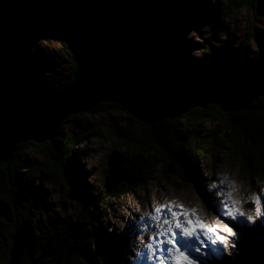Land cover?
<instances>
[{
    "label": "rangeland",
    "instance_id": "1",
    "mask_svg": "<svg viewBox=\"0 0 264 264\" xmlns=\"http://www.w3.org/2000/svg\"><path fill=\"white\" fill-rule=\"evenodd\" d=\"M132 1L135 0H130L128 5L134 4ZM63 2L66 8L70 7V0H63ZM86 2L88 3H83L81 0L74 1L71 12L75 13L77 10L82 13H104L100 19L103 22H110V9H106L105 6L103 11L96 10L94 9L96 0ZM160 2L169 3L168 7L163 4L164 8L160 10L167 18L164 21L160 19L162 22L158 27L148 26L145 36L155 41L156 47L164 48V45H167L170 59L166 71L171 83L176 84L179 81L182 83L184 79L187 81L190 73L194 71L195 60L202 56V49L207 45L224 46L226 51L242 46V64L249 66L248 68H253L264 60V48H259L257 44L264 46V16L254 13L253 9L246 6L229 7L227 0H161ZM86 4H90L92 8L86 9ZM180 5L182 12H180ZM255 10L257 11V7ZM24 23L22 21L23 25ZM30 30L37 29L30 26ZM216 31H218L217 34H215ZM159 43L164 45L160 46ZM29 45L33 55V68L36 67L45 74H42L41 78L47 77L48 80L58 82L67 80L72 71L73 65L70 59L73 61V57L70 56L71 52L63 45L61 39L48 32L45 33V37L40 35L31 37ZM44 55L52 65V70L48 69L45 63L42 64L44 61L41 58H44ZM224 64L226 63L222 62V65ZM203 66L205 68L207 64L204 63ZM99 109L100 111L97 112L85 111L69 116L66 125H62L58 133L56 132V138L68 139V133L71 132L79 136L71 154L73 159L70 161L68 174L74 182H77L79 187L77 191L83 195L87 194L86 210L90 211L94 217L96 216L98 229L101 230L98 231L101 234V240L109 248L113 247L112 253L119 258L120 264H130L129 260L133 258L136 261L143 254L146 255L144 258L146 260L152 254L145 248L147 243L153 245L151 239H135L133 245L132 242L129 243L126 235L132 221L142 223L145 220L146 228L153 226L154 221L144 214L148 212L156 215L151 212V209L158 208L161 204L183 205L185 209H195L196 215L205 224L215 228L218 218L212 210L214 207L212 208L209 198L212 202L215 201L214 204L218 207L219 201L225 199L224 193L230 192L231 199L239 201L237 205L239 211L244 213L247 210L250 214L252 213L250 209L242 206L248 202V207L254 195L262 196L264 177L245 176L238 153L225 143L222 133L213 134L214 131L220 130L217 122L215 124L198 122L197 131L205 139L210 141L209 136L212 135L219 137L218 141L213 142L216 143L215 148L211 147L213 143H209L208 147L212 148V151H209L203 161L199 162L203 178L201 177L202 185H197L195 181L189 182L182 179L177 168L171 165L164 155L154 151L152 152L154 157H151L149 161L152 167L146 170L143 164L147 156L143 155L141 158L132 145L115 139V133L112 131L114 125L120 132L138 134L144 130V126L136 122L137 118L134 114L123 108H117L114 104H102ZM183 117L184 115L182 122L185 123ZM191 141L186 139L183 144L189 147ZM114 152L122 156L121 160L125 159L124 156L128 157L126 158L128 166L138 162L137 164L143 167L141 180L131 184L127 192L119 196L109 195L111 193L106 191L107 177L110 174L108 162ZM55 156L54 152L50 154L45 143L28 141L17 146L9 162L1 164L2 166L12 165L11 161H14L18 175L14 182L16 184L14 188L17 191L15 193L18 201L17 209H14L12 205L8 206L7 210L12 217L11 220L14 222L16 218L19 222L23 220L28 222L34 235L40 233L49 224H59L65 220L74 221L83 210L82 204L76 199L78 196L76 191L69 185L71 183L63 181L59 173L53 170ZM162 158L164 162L156 160ZM225 176L227 180L222 185L221 180ZM92 198H105L109 203L108 205L99 203L89 207L91 203L89 201ZM3 201L5 205L8 204L7 200L3 199ZM5 205H1L2 208L6 207ZM229 211L232 209L229 208L227 212ZM4 218L5 216L2 217L0 214V264H10L13 223ZM138 218H142L143 221H137ZM239 220L243 222V219ZM132 226L138 230L134 224ZM242 230L234 229L233 231L234 239L238 243H240ZM149 237L153 239L154 235ZM127 243L129 244L126 247ZM86 247L95 257L92 261H99L98 264H101L99 255H94L97 254L95 243L87 240ZM136 250L139 255L134 252ZM31 251L36 260L35 263L27 264H50V259L48 255L42 253L43 250L35 248Z\"/></svg>",
    "mask_w": 264,
    "mask_h": 264
},
{
    "label": "water",
    "instance_id": "2",
    "mask_svg": "<svg viewBox=\"0 0 264 264\" xmlns=\"http://www.w3.org/2000/svg\"><path fill=\"white\" fill-rule=\"evenodd\" d=\"M9 1L27 29L52 31L67 43L76 69L69 86L53 90L32 69L27 29L19 27L15 17H0V163L12 159L17 143L52 142L69 116L102 104L120 105L137 120L153 125L211 103L224 111L249 109L259 96L264 97V60L250 69L217 61L202 68L192 81L177 85L163 75L169 52L145 36V22L125 11L115 16L109 2L111 20L103 22L104 13H72L74 2L66 8L63 0ZM256 7L257 14L264 16V0H258ZM121 157L114 152L109 158L107 192L124 179L126 161ZM25 239L22 227L13 239L10 264H19Z\"/></svg>",
    "mask_w": 264,
    "mask_h": 264
},
{
    "label": "trees",
    "instance_id": "3",
    "mask_svg": "<svg viewBox=\"0 0 264 264\" xmlns=\"http://www.w3.org/2000/svg\"><path fill=\"white\" fill-rule=\"evenodd\" d=\"M74 1L76 0H70V2ZM82 1L86 2L87 0ZM160 1L161 0H135L132 1L134 4L128 5L130 0H96L94 9L103 11L105 10L106 2H109L113 8L112 14H115V16L118 17L123 15L121 11H125L126 13L124 14L127 16L136 17L144 21L148 28V26H157L161 24V22L167 18V16L163 15L160 11L164 8V3H161ZM227 2L229 7L238 8L239 6H246L253 9L254 13H256L255 7L257 0H227ZM164 6L168 7L169 3L164 4ZM85 7L86 9H90L91 5L86 4ZM114 11L119 12L114 13ZM182 11L180 5V12ZM75 13L77 15L85 14L77 10ZM14 16L15 10L10 3L6 0H0V17L12 18ZM156 16L159 18L157 19ZM160 19H162V21H160ZM92 20H95V17L92 18ZM155 21H157L158 24H156ZM111 27H116H114V22L111 24ZM30 31L31 32H28L30 36H28L29 41L33 36L40 35L45 37V33H48L40 30ZM217 33L218 31H216L215 34ZM159 44L164 45L163 43ZM257 44L259 48H264L260 43ZM164 46L168 48L167 45ZM241 48L242 46H239L231 49V51H226L224 46H205L202 49V56L195 60L194 71L190 73L187 81L190 80L192 76L204 71L202 69L204 68V63L207 64V67L211 66V61L213 63H217V61L219 63L224 62L236 68H248L249 66H244L242 64ZM70 56L72 57V55ZM44 58L46 61L45 66L52 70V65H50L48 58L46 56H44ZM70 61L73 65L72 71L65 82L51 81L48 80L47 77L41 78L42 74L45 75L44 72L36 67L35 69L39 74L40 80L48 82L53 89H63L71 83L72 75L76 69L75 62L71 59ZM165 67H168V62L165 63ZM165 74H167L166 69ZM184 81H186V79H184ZM114 106L122 108L117 104H114ZM99 108L93 110V112L100 111ZM183 118L186 121L185 123L182 122V117H177L164 119L153 125H147L135 119L136 122L144 126V130L138 134L120 132V130L114 125L112 126V131L115 133V139L132 145L135 148L134 150L138 152L137 155H140L141 158L143 155L147 156L143 164L146 170H150L152 167V164H150L149 161L151 157H154L152 153L154 151L155 153L164 155L165 159L177 168L182 179L189 182L195 181L197 185L202 183L203 178L200 173L199 162L203 161L208 152L212 151V148H215L216 143L213 142L215 140L218 141L217 139L219 137H216L215 135L222 133L225 143L230 148H233L241 158V168L243 169L245 176H249L248 178H255L257 175L264 177V97H258L248 110L224 112L218 105L210 104L206 108L193 109L184 115ZM198 122H213L214 124L217 122L220 130H218V132L214 131L213 134L215 135L209 136L210 141H208L197 131ZM66 123L67 121L65 120L60 128L62 125H66ZM186 139L192 140L190 142L191 146L187 147L183 144V141ZM78 140L79 136L71 132L68 133V139H57L55 136L54 141H47L45 144L47 145L50 154H53V152L56 154L54 165L52 166L53 170H56V172L59 173V176L63 181L68 184L70 182L71 184L69 185L72 186L74 191H76L75 193L78 195L76 199L82 204L83 208L81 215H77L74 221L65 220L59 224H49L44 230L35 235L33 234V231H31L32 227L28 225V222L26 223L24 220L19 222L16 218L14 222L11 220L12 217L7 210L9 209L8 206L11 207L12 205L14 206V209H17L18 201L15 197L17 191L14 188L16 187L14 182L15 177H18V175L16 173L14 161H11L12 165H0V214H2V217L5 216L4 220L9 219L11 220L10 222L13 223V231L11 235L12 241L17 230L23 225L25 227L26 245L19 264H27L30 262L35 263L36 259L31 253V250H34L35 248L43 250L42 253L48 255L50 264H98L99 261H92L95 257L92 256L89 252L90 250L86 247L87 240L95 243L97 254L94 255H99L101 258V264H120V262H118L119 258H116L112 253L113 247L109 248L101 240L102 237L98 232L100 230L96 223L98 222L96 216L94 217L90 211L86 210L88 207L85 205V201H88L87 194L83 195L77 191L79 188L76 184L77 182H74L68 174V167L71 164L70 161L73 159L71 154L73 153ZM206 143L208 144L205 145ZM209 143H213V146H211L212 148L208 147ZM123 158L128 157L124 156ZM156 160L163 161V158ZM137 163L138 162H135L131 166H128V164L126 165L127 170L124 180L118 184L116 189H113L109 195L119 196L124 194L130 188L131 184L141 180L143 167H140ZM6 182L8 183L7 187ZM1 198L7 200L8 204L5 205V202ZM89 202H91L89 207L92 205L96 206L99 203L104 205H108L109 203L105 198H92ZM1 205H5V209L2 208ZM254 207L253 203H250L248 206L252 211H254ZM240 232V241H244L239 243L240 247H242V251L237 254V257L232 256L234 259L229 260L224 264H264V231H262L259 226H254L244 228Z\"/></svg>",
    "mask_w": 264,
    "mask_h": 264
},
{
    "label": "snow or ice",
    "instance_id": "4",
    "mask_svg": "<svg viewBox=\"0 0 264 264\" xmlns=\"http://www.w3.org/2000/svg\"><path fill=\"white\" fill-rule=\"evenodd\" d=\"M226 180V176L222 178V185ZM224 196L225 199L221 203L224 205L225 210L232 209V211L228 212V215L233 219L237 215L244 216V213L239 211L237 207L239 201L232 200L230 192H225ZM262 200H264V197L254 195L252 200L255 206L254 213L244 216L249 224H252L255 220L264 218V204H262ZM165 211L168 212L169 218L163 217ZM151 212L156 215H151L148 212L144 215L156 222V250L160 251L163 244L169 246L164 249L167 253L166 258H157L159 264H168V262L170 264H197V261L189 256V251L201 254V248L205 247L204 241L207 240L213 244L226 245L228 243L227 238L234 235L232 228L227 225H220V227L214 228L205 224L196 215L195 209H185L183 205L161 204L158 208L151 209ZM219 223V220H217V224ZM212 237H215V239ZM148 239H152V237ZM180 245H184V247L182 248ZM145 248L151 253L153 245L147 243L145 244ZM148 259H152V256L149 255Z\"/></svg>",
    "mask_w": 264,
    "mask_h": 264
},
{
    "label": "bare ground",
    "instance_id": "5",
    "mask_svg": "<svg viewBox=\"0 0 264 264\" xmlns=\"http://www.w3.org/2000/svg\"><path fill=\"white\" fill-rule=\"evenodd\" d=\"M6 1H7V0H6ZM76 1H77V0H76ZM81 1H82V0H81ZM97 1H98V0H97ZM7 2L10 3V4H12V2L9 1V0H8ZM90 2H91V1H90ZM69 3H70V2H69ZM83 3H84V1H83ZM85 3H88V2H85ZM174 3H175V2H174ZM130 4H131V3H130ZM103 6H104V5H103ZM97 7H98V6H97ZM131 7H132V6H131ZM163 7H164V6H163ZM188 7H189V6H188ZM13 8H14V7H13ZM91 8H92V7H91ZM177 8H178V7H177ZM130 10H131V9H130ZM94 11H95V10H94ZM162 11H163V10H162ZM255 12L257 13L256 10H255ZM73 13H74V12H73ZM258 15H259V14H258ZM261 16H263V15H261ZM14 17H15V19L18 21V22H17V23H18L17 25H19V27H24L25 29H27V28H26V25H25L26 23H24V25L22 24V21L24 22V20H22L18 15H16V13H15V16H14ZM138 17H139V16H138ZM156 17H157V16H156ZM157 18H159V17H157ZM153 19H155V18H153ZM168 22H169V21H168ZM155 23L158 24L157 21H155ZM152 24H153V23H152ZM157 26H160V25H157ZM157 26H156V27H157ZM23 31H24V30H23ZM29 31H30V28L27 29V32L24 31V34L26 33V34H25V35H26V38H27V35H28V32H29ZM38 32H40V31H38ZM153 32H154V29H153ZM50 33L53 34L55 37L61 39L62 42H63V45H65V46L69 49L68 45H66L67 43H66L61 37H59L57 34L53 33L52 31H50ZM163 39H164V38H163ZM164 40H165V39H164ZM165 41H166V40H165ZM156 45H157V44H156ZM65 46H64V47H65ZM29 47H30V46H29ZM164 49L167 50V48H166L165 46H164ZM69 51L71 52L70 49H69ZM167 51H168V50H167ZM37 52H38V51H37ZM71 53H72V52H71ZM44 56H45V55H44ZM31 66H32V63H31ZM229 66H230V65H229ZM232 67H233V66H232ZM234 68H236V67H234ZM32 69L35 70V69L33 68V66H32ZM165 69L167 70L168 68L165 67V64H164V65H163V70H162L163 75L167 78L166 80H168L169 82H171V79H168V73L165 74V72H164ZM237 69H241V68H237ZM249 69H250V68H249ZM44 71H46V69H45ZM36 72H37V71H36ZM37 73H38V72H37ZM196 76H197V75L192 76V78L189 80V82L192 81L193 78L196 77ZM38 78H39V80H40L39 74H38ZM195 79H196V78H195ZM195 79H194V80H195ZM72 80H73V75H72ZM40 81H42V80H40ZM178 81H179V80H178ZM42 82H44V81H42ZM46 83H48V82H46ZM48 84H49V83H48ZM176 84L178 85V84H181V83H180V81H179V83H176ZM49 85H50V84H49ZM50 86H51V85H50ZM51 88H52V86H51ZM52 89H53V88H52ZM53 90H61V89H58V88H57V89H53ZM211 104H216V105H218V103H211ZM252 104H253V103H252ZM252 104H251V105H252ZM209 105H210V104H209ZM207 106H208V105H207ZM207 106H206V107H207ZM218 106H219V105H218ZM206 107H205V108H206ZM219 107H220V106H219ZM98 108H99V107H98ZM195 108H203V107H195ZM195 108H193V109H195ZM250 108H251V107H250ZM250 108H249V109H250ZM193 109H192V110H193ZM220 109H221L222 111H224L221 107H220ZM245 110H248V109H245ZM240 111H242V110H240ZM224 112H237V111H224ZM166 119H171V118H166ZM59 128H60V127H59ZM59 128H58V129H59ZM57 131H58V130H57ZM57 131H56V132H57ZM55 136H56V135H55ZM23 143H25V142H23ZM19 144H22V142L16 144L15 150L17 149V146H18ZM23 145H24V144H23ZM23 145H22V146H23ZM15 150H14V151H15ZM14 151H13V153H14ZM12 156H13V155H12ZM123 160L126 161V162L124 163V165H123L124 177H125V173H126V170H127L126 165H127L128 159L126 160V158H125V159H123ZM3 162H9V161H2V162L0 163V165H1ZM27 166H28V165H27ZM107 178H108V177H107ZM123 180H124V179H123ZM106 186H107V184H106ZM12 196H13V194H12ZM16 197H17V196H16ZM13 198H14V197H13ZM20 200H21V199H20ZM22 227H23V229L25 228L24 225L21 226V228H22ZM21 228H20V229H21ZM100 231H101V230H100ZM13 239H14V238H13Z\"/></svg>",
    "mask_w": 264,
    "mask_h": 264
}]
</instances>
